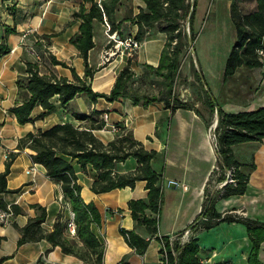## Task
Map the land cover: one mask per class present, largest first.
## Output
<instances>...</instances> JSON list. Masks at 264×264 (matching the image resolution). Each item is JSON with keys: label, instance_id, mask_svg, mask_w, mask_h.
Listing matches in <instances>:
<instances>
[{"label": "crops", "instance_id": "obj_1", "mask_svg": "<svg viewBox=\"0 0 264 264\" xmlns=\"http://www.w3.org/2000/svg\"><path fill=\"white\" fill-rule=\"evenodd\" d=\"M232 1L194 2L189 25V32L192 28L195 33L193 50L191 55L186 51L182 57L186 61L182 62L176 91L182 99L195 101L200 112L186 107L172 110L160 99L145 104L143 99L136 102L126 96L114 100L100 96L93 101L84 93H78L63 105L56 94L50 99L56 105L55 110L41 116L45 108L38 102L31 120L25 123L18 121L12 107L28 97L26 90L19 87V78L29 74L27 64H34L40 74L50 77H67L73 81L82 78L95 91L109 93L119 71L130 61L133 86L141 94L159 95L163 77L149 65L159 64L167 33L155 25L138 39L137 15L146 8V0H119L113 29L107 30L105 19L93 20L94 45L89 49L88 62L94 74L86 76L85 58L73 40L80 33L82 22L75 12L84 0L1 2L0 41L6 37L10 51L0 57V172L6 169L8 154L14 151L17 155L7 174L9 190L0 191V214L8 213L4 219L0 217V264H90L74 253L64 252L60 245H53L47 238L19 245L21 228L39 212L34 204L46 207L47 215L42 223L45 232L52 231L57 221L68 223L74 216L61 181L49 176L46 167L34 161L26 147L20 148L19 140L29 131L59 123L71 122L79 128H88L92 122L100 121L105 124L93 132L104 143L114 140L119 130L126 127L147 149L156 150L152 165L162 174L158 233L151 236L146 251L139 253L127 242L120 228L135 229L150 237L146 226L133 218L129 206V200L147 197L146 180L138 179L134 186L96 192L92 183L99 171L92 163L82 166L77 158L66 156L81 184V196L86 202H94L101 212V221L93 223L92 229L104 245L102 264H164L161 237H175L201 220L207 191L222 190L221 184L226 179H218L221 170L213 136L217 115L210 116L204 89L227 112L264 105V63L252 67L241 65L234 74L225 77L226 59L238 38ZM90 4L86 2L87 6ZM238 4L243 13L257 8L256 0H238ZM111 34L115 37L111 38ZM127 38L135 39L138 45L128 47L120 42L115 46L116 40ZM110 47L114 53L106 55ZM55 58L65 61L66 65L56 62ZM233 151L243 163L241 170L249 174L248 187L242 194L219 198L215 207L220 212L241 209L245 216L264 221V137L260 141L236 143ZM138 165V159L129 156L116 163L115 171L129 172ZM13 205L21 211L15 213ZM67 234L84 245L78 237L68 231ZM198 237L202 264H248L252 242L245 223L221 221L199 231ZM259 257L264 263V241Z\"/></svg>", "mask_w": 264, "mask_h": 264}, {"label": "trees", "instance_id": "obj_2", "mask_svg": "<svg viewBox=\"0 0 264 264\" xmlns=\"http://www.w3.org/2000/svg\"><path fill=\"white\" fill-rule=\"evenodd\" d=\"M91 2L90 6L86 2ZM257 8L248 13L241 12L238 0L232 1L233 19L237 28V41L233 45L225 66V77L235 73L241 65L259 66L263 59L258 54V48L264 44V0H256ZM195 0H146V8H142L137 15L139 30L136 37L142 39L148 29L158 25V28L167 33V41L163 47L160 62L157 66L149 65L161 80L162 90L159 95L141 94L132 84L134 71L129 61L118 73L109 93L95 91L91 84L79 78L73 81L67 77H50L40 74L38 68L27 64L28 75L19 78V87L28 93L26 100L12 107L20 123L31 120V113L35 105L40 102L47 113L56 109V105L50 100L58 94L60 103L67 104L78 93L86 94L91 100L96 101L103 96L108 100H114L120 96L131 97L139 102L141 99L147 104L153 100H164L172 110L178 107L196 108L195 101L182 99L175 89L178 83L179 69L182 57L189 51L191 40L195 39V33H188L185 28V20L189 19V25L194 13ZM119 0H84L75 12L76 17L82 19L80 33L73 39L80 48L86 62V76H93L94 71L88 62L89 49L93 47V20L105 19L110 22L113 29L115 23V11ZM192 12L190 14V11ZM176 40V42H174ZM10 51L6 37L0 41V57ZM55 61L66 65L65 61L55 58ZM74 73L76 74L74 68ZM205 103L211 112L216 111L215 98L209 90L204 89ZM219 120L214 130V142L218 155L217 165L221 170L218 179L226 178V170H232V181L222 186V190L214 193H206L205 206L202 211L203 218L192 226V233L188 239L182 242L180 232L175 237L163 235L161 237L163 254L166 264H202L199 257V231L210 229L221 221H241L248 228L249 238L252 242L248 257V264H264L259 257L261 243L264 241V221L249 218L234 212H220L216 209V201L221 197L232 194H242L247 190L249 174L241 170L243 163L237 159L233 151V145L251 140H262L264 137V105L255 109L238 112H227L221 106ZM81 118L88 115L77 114ZM104 121L92 122L88 128H79L71 122L55 124L47 129L29 131L19 140V147H26L31 158L42 163L47 174L61 181L62 189L69 198L74 212L76 234L83 241L79 245L74 237L67 234L68 223L57 221L52 231L45 232L42 227L46 219L45 206L34 204L39 210L36 216L30 217L26 225L21 228L22 236L19 245L26 241L47 238L53 245H60L64 252L74 253L90 264H102L104 245L100 242L92 229L93 223L101 221V212L92 201L86 202L81 196V184L70 160L77 158L82 166L92 163L99 171V176L92 183V189L96 192L108 191L127 185L134 186L138 179L146 180L148 194L146 198L129 200L132 216L138 224L146 226L150 237H145L135 229L120 228L127 242L137 252L144 253L149 246L151 236L158 233V215L162 205V174L152 165L157 154L154 149H147L144 144L135 138L133 131L123 127L117 133L114 140L104 143L94 132V128L103 127ZM17 152H10L6 161V169L0 172V191H7V174L10 171ZM129 156H135L139 165L135 170L120 173L115 171L116 163L125 160ZM4 207H7L3 203ZM13 211L19 212L21 208L13 205Z\"/></svg>", "mask_w": 264, "mask_h": 264}, {"label": "built area", "instance_id": "obj_3", "mask_svg": "<svg viewBox=\"0 0 264 264\" xmlns=\"http://www.w3.org/2000/svg\"><path fill=\"white\" fill-rule=\"evenodd\" d=\"M3 0H0V4ZM100 1V0H98ZM105 25L107 27V30L110 31V28H111V25H110V22L105 18ZM187 31L189 32V27H187ZM111 38H114L115 37V34H111L110 35ZM120 42H122L123 44H126V46H137L138 45V42L133 39V38H127L126 40H122V41H117L116 40V44L115 46H118L120 45ZM176 42V40L174 41ZM258 54L259 56L263 59V63H264V44L258 48ZM114 51H113V48L110 47L109 49H107L106 51V55H111L113 54ZM179 72H180V69H179ZM177 80H178V76H177ZM175 89H177V85L175 86ZM0 136H1V130H0ZM233 178H232V170L231 169H227V176H226V179L222 182V186L227 183L228 181H232ZM234 213H237V214H240V215H245V212L241 209H238V210H234L232 211ZM8 215L7 212H3L0 214V217L2 219H4L6 216ZM74 216L72 217V219L69 221L68 223V232L71 234V235H75L76 234V226H75V223H74V220H73ZM192 233V228H187L183 234L181 235V239H182V242L186 241L188 239V237L190 236V234ZM163 263L166 264V261H165V258L163 256Z\"/></svg>", "mask_w": 264, "mask_h": 264}, {"label": "rangeland", "instance_id": "obj_4", "mask_svg": "<svg viewBox=\"0 0 264 264\" xmlns=\"http://www.w3.org/2000/svg\"><path fill=\"white\" fill-rule=\"evenodd\" d=\"M187 27H189V19H188V18L185 20V28H186V30H187ZM189 47H190V48H189V51H187V53L189 52V55H191V53H190V51H191V45H189ZM191 60H192V57H191ZM185 61H186V59H185L184 61H182L183 64H184ZM192 62L194 63V60H192ZM180 69H182V63H181ZM199 83L202 85V81H201L200 78H199ZM210 116H211V117L216 116V112H211V111H210ZM213 123H214V122H213Z\"/></svg>", "mask_w": 264, "mask_h": 264}, {"label": "water", "instance_id": "obj_5", "mask_svg": "<svg viewBox=\"0 0 264 264\" xmlns=\"http://www.w3.org/2000/svg\"><path fill=\"white\" fill-rule=\"evenodd\" d=\"M191 12H192V9H191V11H190V14H191ZM190 45H191V49L193 50V41L191 40V42H190ZM203 83L205 84V81H203ZM215 104H216V115H217V118H216V120H215V127H216V125L218 124V120H219V109H218V103H217V101L215 100ZM173 183V182H172Z\"/></svg>", "mask_w": 264, "mask_h": 264}]
</instances>
